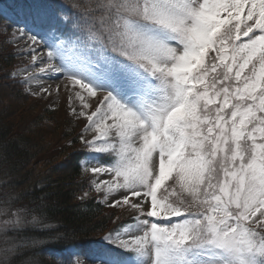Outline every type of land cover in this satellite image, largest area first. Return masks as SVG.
<instances>
[{
    "label": "snow or ice",
    "instance_id": "snow-or-ice-1",
    "mask_svg": "<svg viewBox=\"0 0 264 264\" xmlns=\"http://www.w3.org/2000/svg\"><path fill=\"white\" fill-rule=\"evenodd\" d=\"M12 35L30 63L11 78L40 99L62 79L86 121L80 199L133 214L63 264H264V0H47ZM0 215L5 252L50 227Z\"/></svg>",
    "mask_w": 264,
    "mask_h": 264
},
{
    "label": "trees",
    "instance_id": "trees-1",
    "mask_svg": "<svg viewBox=\"0 0 264 264\" xmlns=\"http://www.w3.org/2000/svg\"><path fill=\"white\" fill-rule=\"evenodd\" d=\"M43 2L47 0H0L5 5L0 10L1 29L9 27V14L31 16L33 5ZM13 56V47L0 41V207L12 212L42 209V218L50 227L24 230L20 235L29 244L9 264H63L69 249L93 253L102 248L101 235L118 230L127 221H115V209L103 205L93 191L89 199H78L90 187L80 167L84 152L79 136L68 126H60L52 109L35 114V108L26 106L30 95L9 74ZM10 93L20 101L7 108L3 98ZM46 121L52 130L42 133ZM5 236L10 243L19 242L11 229Z\"/></svg>",
    "mask_w": 264,
    "mask_h": 264
},
{
    "label": "rangeland",
    "instance_id": "rangeland-1",
    "mask_svg": "<svg viewBox=\"0 0 264 264\" xmlns=\"http://www.w3.org/2000/svg\"><path fill=\"white\" fill-rule=\"evenodd\" d=\"M5 5L0 4V10L4 9ZM11 25V29L8 27L6 28H2V25H0V41L5 42L6 44H10L13 49H14V65L11 67L9 74L11 75L12 72H19L22 71L24 69H26L29 66L30 63V59L24 55L21 54V49H23V45L21 44L19 47H17L14 43V38H13V30L16 27H24L25 25L31 27V20L27 19V18H21V19H17V20H13V22L10 23ZM1 34L3 35V37H1ZM18 38V37H17ZM24 51H27L26 49H24ZM7 51H4L3 54H6ZM63 80H45L43 82L44 87H47L49 85H51L52 88H56L58 85L61 86V92L60 94L57 93H53L52 96H48L45 99H40L37 97H33L32 95H30V98H27L26 101V106L29 108H35L36 110L32 113H38L39 111H43L46 110L47 108L52 109L53 111H55V116L58 118V122L61 125H63V127H67L69 131H72L71 133L74 135H78L80 137V135L83 133V129H84V125L86 123V121L83 118L80 119H76L75 116H73L70 113V110L68 109L67 106V100H66V93H64L63 91ZM39 86V85H38ZM6 91H8V89H5ZM24 90V89H23ZM26 93V92H25ZM6 96H4L3 98V103L5 105V107H10L11 105H16L17 103H19L20 100L15 99V94L10 93V94H5ZM50 105H54L53 107H50ZM43 128L41 129L42 133H46L52 130V126L46 121L45 123H43ZM81 146V150L84 152V157L83 160L86 158L87 155V151L84 148V146L79 143ZM84 172V175L86 177L89 178V181L91 182L92 180V175L91 173L88 172ZM94 192V191H93ZM95 193V192H94ZM96 194V193H95ZM82 195L79 196V200L80 201H85L87 199H89L90 197H92V194L90 193V195L88 197H85L83 200L80 199ZM98 197V195L96 196ZM99 200V198H98ZM105 206H107L106 204H103ZM108 207V206H107ZM115 209V217L117 218L115 221H119L121 218L120 222L123 221H127L125 224H123L118 230L116 231H120L123 230L124 228H126L130 223H133L132 220V213L131 211L128 209L127 206L124 207H113ZM3 207H0V210H3ZM19 211L23 212L25 210V208H21L18 209ZM16 210V211H18ZM16 211H13L16 212ZM12 212V211H11ZM5 217L0 215V221L4 220ZM10 230V229H9ZM115 232V231H114ZM113 232V233H114ZM108 234H103L100 237V243L102 244L103 247H105L103 239L105 236H107ZM13 246V243H10V239L8 237L5 236V234L3 232H0V264H9L10 260L12 259V257L14 255H16L20 250L19 247L17 248L15 251L12 252H5V249L11 248ZM72 249H69V252ZM88 254H91L90 252Z\"/></svg>",
    "mask_w": 264,
    "mask_h": 264
}]
</instances>
